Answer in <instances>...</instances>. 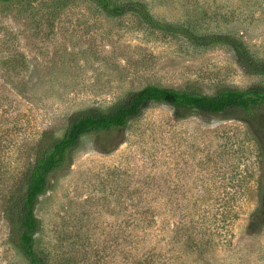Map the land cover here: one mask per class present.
<instances>
[{
  "label": "rangeland",
  "instance_id": "obj_1",
  "mask_svg": "<svg viewBox=\"0 0 264 264\" xmlns=\"http://www.w3.org/2000/svg\"><path fill=\"white\" fill-rule=\"evenodd\" d=\"M138 1L165 23L238 37L264 60V0ZM257 82L227 47L199 48L87 1L0 5V264H26L2 211L43 132L62 137L73 114L147 85L211 95ZM260 210L264 158L235 112L178 120L150 105L123 129L81 138L39 197L36 249L46 264L145 254L151 264H264Z\"/></svg>",
  "mask_w": 264,
  "mask_h": 264
},
{
  "label": "trees",
  "instance_id": "obj_2",
  "mask_svg": "<svg viewBox=\"0 0 264 264\" xmlns=\"http://www.w3.org/2000/svg\"><path fill=\"white\" fill-rule=\"evenodd\" d=\"M29 0H0V5L23 6ZM63 3L71 0H51ZM91 3L109 18L126 15L134 17L146 28L179 37L199 48L224 46L233 53L237 66L258 82L246 89L223 88L207 95L195 90L147 85L106 109H88L73 114L62 137L43 132L33 149V158L24 170L17 191L6 202L2 217L8 229V243L26 264H46L36 249V235L41 223L35 215L39 197L49 190L50 178L67 171L73 162L81 138L99 136L125 128L140 117L150 105L168 106L178 120L192 116H213L233 111L237 119L247 125L264 158V60L255 58L238 37L229 34H199L188 27L165 23L156 19L145 3L138 0H83ZM263 203V202H262ZM264 220V210L255 217ZM253 224V223H252ZM149 255L135 264H151ZM127 264V263H126Z\"/></svg>",
  "mask_w": 264,
  "mask_h": 264
}]
</instances>
